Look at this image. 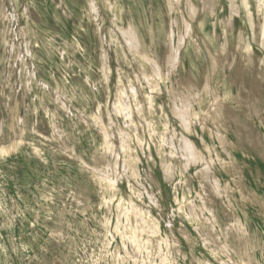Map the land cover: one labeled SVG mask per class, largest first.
I'll return each mask as SVG.
<instances>
[{"label": "rangeland", "instance_id": "374dc122", "mask_svg": "<svg viewBox=\"0 0 264 264\" xmlns=\"http://www.w3.org/2000/svg\"><path fill=\"white\" fill-rule=\"evenodd\" d=\"M143 263L264 264V0H0V264Z\"/></svg>", "mask_w": 264, "mask_h": 264}, {"label": "bare ground", "instance_id": "6f19581e", "mask_svg": "<svg viewBox=\"0 0 264 264\" xmlns=\"http://www.w3.org/2000/svg\"><path fill=\"white\" fill-rule=\"evenodd\" d=\"M176 1V0H175ZM170 2H171V0H170ZM231 2H233V1H231ZM92 6H94L93 4H92ZM172 7H173V4H172ZM172 7H171V9H172ZM191 7V6H190ZM193 8V7H192ZM192 8H190V11H192V12H194L193 10L194 9H192ZM192 9V10H191ZM191 12V13H192ZM193 14V13H192ZM181 19H183V18H181ZM173 22V21H172ZM183 26H186V27H188L189 25H183ZM185 27V28H186ZM263 31V30H262ZM135 31L132 29L131 30V27H130V29H128L127 31H125V30H123V32H122V34H125V36L128 34V43L129 44H131L132 46H133V44H135L136 43V34L134 33ZM135 34V35H134ZM123 36V35H122ZM125 38V37H124ZM179 41H180V39H179ZM181 42H182V40H181ZM180 44V43H179ZM178 44V45H179ZM137 46V45H136ZM135 46V47H136ZM177 46V45H176ZM134 47V46H133ZM173 47H175V46H173ZM132 49H134V48H132ZM248 49V48H247ZM170 51H172V52H174L175 51V49H173L172 47H171V50ZM174 54V53H173ZM173 59V58H172ZM174 60L175 59H173V60H168V61H166L167 63H168V65H169V63H170V65L171 64H174ZM152 64H153V62H151ZM155 66V65H154ZM153 66V67H154ZM160 66V64L159 63H157L156 62V70H157V72H156V70H154V76H155V78L156 79H159V78H161V76H162V74H161V72H158V67ZM154 69H155V67H154ZM160 71V70H159ZM132 90V89H131ZM133 91V90H132ZM180 99V98H179ZM184 100V99H183ZM246 100L247 101H249V102H247V105L249 106V104H250V102H252V101H254V102H258L259 100H260V95L259 94H257V95H255V93L252 95V96H250V94L247 96V98H246ZM184 102H185V100H184ZM184 102H183V106H185L186 105V103L184 104ZM63 103V102H62ZM190 103V102H189ZM253 104V103H252ZM125 105V104H124ZM190 105V104H189ZM188 105V106H189ZM175 106H177L176 104H175ZM182 105H180V109L182 108L181 107ZM253 106H255V105H253ZM186 108V107H185ZM185 108H183V111L185 110L186 111V109ZM124 109H125V107H124ZM174 109H178L177 107H175ZM189 109V111H190V108H188ZM175 110V111H176ZM177 111H179V110H177ZM181 111V110H180ZM221 111H222V115L223 116H225V115H230V112H227V108L224 106V107H222L221 106ZM191 113V112H190ZM185 114H187L186 112L184 113V112H179V114H177V115H179L180 117H181V119L180 120H182V121H185V119L187 120V117L185 118ZM209 117H211V118H213L214 117V115H212L211 116V114H214V112H209ZM193 115V114H192ZM216 115H220V110L219 111H217V114ZM178 116V117H179ZM187 116V115H186ZM182 117H184V120L182 119ZM189 117V116H188ZM196 117V116H195ZM226 117V116H225ZM190 121V120H189ZM188 122V120L186 121V122H184V123H187ZM183 123V122H182ZM147 124V123H146ZM184 127V126H183ZM186 129V128H185ZM182 136V135H181ZM166 137V136H165ZM170 137V136H169ZM219 137V136H218ZM169 140H172V139H170L169 138ZM171 142H173V141H171ZM165 144V143H164ZM166 145V144H165ZM171 145H173L174 146V144L172 143ZM172 147V146H171ZM182 147V151H181V155L184 157H187V156H191L192 155V157H193V160H194V156L195 155H197V153L196 154H194L193 153V151L192 150H194V145L189 141V139L188 138H183V146H181ZM179 148V147H178ZM199 153V152H198ZM193 154H194V156H193ZM176 156V155H175ZM197 156H199L200 157V155H197ZM184 157V158H185ZM191 158V157H190ZM183 159V158H182ZM197 159V158H196ZM115 160V159H114ZM187 160V159H186ZM191 160H192V158H191ZM210 160V159H209ZM196 162V161H195ZM206 165V164H205ZM124 169V168H123ZM207 169H208V167H207ZM120 175V174H119ZM109 183H110V185L111 186H113V180L112 181H110V179H109V181H108ZM107 182V183H108ZM107 187V186H106ZM218 188V187H217ZM219 189V188H218ZM217 190V189H216ZM155 199V198H154ZM128 202V201H127ZM130 203V202H129ZM131 204V203H130ZM135 205V204H134ZM204 207V206H203ZM133 208H135V206L133 207ZM132 208V209H133ZM136 209V208H135ZM135 209H133V210H135ZM138 209V208H137ZM139 210V209H138ZM131 211V210H130ZM148 211V210H147ZM133 212H135V211H133ZM137 213L139 212V211H136ZM128 213V212H127ZM137 213H134L135 214V216H136V214ZM139 214V213H138ZM137 214V215H138ZM140 216V215H139ZM138 216V217H139ZM142 217V216H141ZM140 218V217H139ZM145 223H146V221H145ZM120 230V229H119ZM137 230V229H136ZM156 230V228H152V230H151V232H154ZM121 234V233H120ZM131 236V235H130ZM129 236V237H130ZM134 240H135V237H134ZM144 264V263H143Z\"/></svg>", "mask_w": 264, "mask_h": 264}]
</instances>
